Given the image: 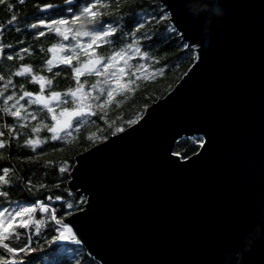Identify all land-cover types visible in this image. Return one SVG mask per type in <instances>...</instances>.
<instances>
[{
    "label": "water",
    "instance_id": "water-1",
    "mask_svg": "<svg viewBox=\"0 0 264 264\" xmlns=\"http://www.w3.org/2000/svg\"><path fill=\"white\" fill-rule=\"evenodd\" d=\"M189 3L203 10L187 40L202 61L69 173V191L93 205L66 220L101 264H264V0H217L215 17L209 0ZM206 133L191 167L167 162L165 150Z\"/></svg>",
    "mask_w": 264,
    "mask_h": 264
},
{
    "label": "snow or ice",
    "instance_id": "snow-or-ice-1",
    "mask_svg": "<svg viewBox=\"0 0 264 264\" xmlns=\"http://www.w3.org/2000/svg\"><path fill=\"white\" fill-rule=\"evenodd\" d=\"M20 5L25 4L26 0H17ZM126 0H115L116 13L120 12L121 5ZM190 0H162L161 3L156 4L154 2L152 13L143 16L141 19L143 22L137 23L135 29L129 33L130 36L135 37L131 43L125 44L123 47L112 48V51L108 55L100 54L96 51L103 44H115V37L117 36L119 25L113 26L111 23H104L102 17L106 14L111 15L110 12H101L99 8L108 9V3L102 2V0H86L83 7H78L75 11L72 6L67 8L71 16L58 15L55 18H39L34 16L35 22L26 25L28 29L38 30L35 32V39L44 37L46 33H54L58 38L57 42L52 44L48 48V52L52 53V57L44 61V68L47 72L52 73L51 78H47L44 75L33 74V70L29 65L20 64L15 67V70L9 69V75L5 77L0 74V80H7V83L3 88H0V120L3 117L13 118L20 127L17 130V124L3 123L0 130V150L5 148H11L14 141H19V138L23 134L22 130L27 128L28 125L23 123L29 119L37 121L38 117L27 111V105H43L47 109V115L51 116V125L44 124L43 121H38L47 132L52 135L51 140L62 139L60 132L68 127H71V120L75 117H82L86 115H95L93 106L96 109L104 110V106L113 101L114 96L117 93H123L127 87L126 84L121 83V78L125 75V68H135L139 71L144 67L142 64L130 65L129 61L133 57H137L140 60L146 58L155 59V57H149L147 51H143L141 47V41L150 40L151 36L148 32H141L146 25H150L155 22L159 25L161 22L167 21L165 30L168 36L165 39L175 37L176 40L181 41L180 47L184 50L193 52V61H202V54L195 52V49L199 47L197 44L188 43L190 39L188 33L190 32V20L185 15L184 7ZM5 0H0V5H4ZM64 4L72 5L73 0H64ZM99 5V8L97 7ZM34 7L39 13H47L50 9H57L59 5L53 3L35 4ZM6 8L9 12L14 9L13 3H7ZM18 21L17 15H11L7 21L8 25L15 28L16 32H20V28L16 27ZM84 25H101L99 29L84 30ZM4 25H0L3 28ZM42 29V30H41ZM139 34V35H137ZM155 34L154 32L152 33ZM2 36V33H0ZM87 38V39H82ZM122 39V37H121ZM175 42V41H173ZM20 43H23L21 41ZM6 49H13V45L10 43L0 42V58H5L4 53ZM43 51V48L40 49ZM23 54H30L29 47H21L18 51H9L6 55L7 61H13L14 59L23 60ZM84 56L87 59L81 60L80 57ZM158 62V61H157ZM54 64L58 70L54 71ZM59 66H64L60 68ZM198 64H196V67ZM68 70L76 83L75 89L69 87L63 94L57 91H51L53 87V80L59 76L61 71ZM136 71H130L129 75L136 76ZM162 74L163 68L159 69ZM94 77V81L90 86L85 89L84 85L88 83L87 79L81 82V77ZM13 77H21L29 80V83L38 84L39 92L35 95L25 90L23 83L19 84V93L16 91L8 92L9 88L15 89L16 84L13 83ZM128 83H134V81H128ZM45 85L49 88L48 96L43 95L45 91ZM130 90V89H129ZM95 92L96 95H92ZM85 97L88 98L90 103H83ZM25 101V103H21ZM53 101H58L61 105L59 113L53 112L51 106ZM71 102L73 105L71 109L63 107V105ZM147 107V105H145ZM103 119V117H100ZM142 116H136L134 119H129L125 123L128 127L139 124ZM134 130V128H132ZM38 128L33 126L31 133H37ZM118 133H127L124 126H117L111 132V135H117ZM7 134L8 139H2ZM70 135V134H69ZM207 140L200 138L196 141L200 148L203 149L202 153H193L195 160L188 157L186 153L181 154L179 152L172 151L171 155L168 154L169 150H165V156L167 162L177 168L191 167L196 160L202 158L208 151L209 136ZM103 139L107 140L108 136H104ZM91 141L92 137H88ZM45 141H37L30 136L23 140L22 144L17 143V148H28L31 151H35L38 143H44ZM58 150L53 147V151ZM41 152L39 155H43ZM177 157V159H173ZM0 155V159H2ZM18 159L27 162H35L36 157L32 155L18 156ZM181 161H187V163H181ZM48 165L52 164V161H46ZM71 165L67 160L62 161L59 165V172L61 174L68 173L71 170ZM20 177L16 176L14 168L3 167L0 169V204L8 202L9 206L0 207V264H33L32 254L45 252L46 249L51 248L57 243H69L80 247L82 251L84 241L82 233L78 228L73 227L74 221L66 220V217L74 216L76 212H83L86 216L90 211L92 203L90 204L86 196H81L75 203L67 202L62 205V210L58 214L57 208L52 207L46 203L45 200L36 199L30 203H16L10 201V189L14 185V181H18ZM26 190L33 192L35 189H46L47 185L40 183L34 185L32 180L29 179L25 185ZM54 187L59 188V183ZM69 196L72 193H68ZM48 201H62L64 197L61 195L47 196L45 198ZM15 203V206H11ZM88 205V210L82 207V205ZM37 212L46 214L37 219ZM51 230L50 235H43L47 230ZM20 230H24L21 233ZM26 237L25 242L20 243L21 235ZM34 237L37 239L34 240ZM91 256V253H88ZM82 257L77 253L75 258V264H81ZM49 264H64L58 255H52Z\"/></svg>",
    "mask_w": 264,
    "mask_h": 264
},
{
    "label": "trees",
    "instance_id": "trees-1",
    "mask_svg": "<svg viewBox=\"0 0 264 264\" xmlns=\"http://www.w3.org/2000/svg\"><path fill=\"white\" fill-rule=\"evenodd\" d=\"M13 3L14 9L9 12L6 8L7 3ZM86 0H73L72 5L64 4V0H26L25 4L20 5L17 0H5L4 5H0V25H4L0 28V42L10 43L13 45V49H6L4 56L0 58V74L5 77L9 75V69L15 70V67L20 64L29 65L33 74L44 75L47 78L52 77V73L47 72L44 68V61L51 58V53L48 52V48L57 42V37L54 33H46L44 37L35 39V32L38 30L28 29L27 24L35 22L34 16L39 18H55L58 15L71 16L72 13L67 11L69 6L73 7L75 11L78 7H83ZM104 3H108V9L99 8L101 12H110L111 15H104L102 20L104 23H111L113 26L119 25L117 36L115 37V44H103L96 49L97 52L103 55H108L114 46L123 47L125 44L131 43L135 37L129 35L137 25V23L143 22L142 17L152 13L154 2L159 4L158 0H126L121 5L119 13L114 11L116 5L115 0H102ZM53 3L59 5L57 9H50L47 13H39L34 7L35 4ZM17 15L18 21L16 27L20 28V32H16L15 28L7 24L11 15ZM51 14L49 17L45 15ZM167 21L161 22L157 25L152 22L150 25H146L141 32H148L151 36L150 40L141 41V47L143 51L149 53V57H155V59L146 58L140 60L137 57H133L129 61L130 65L142 64L144 67L139 71L135 68H125V75L121 78V83L126 84L127 87L123 93H117L113 101L104 106V110L96 109L93 106L95 115H86L83 118L77 119L75 125L71 129V134L63 137L59 140H51V135L45 130L39 132L44 143L37 146L33 152L28 148H17V143L22 144L25 138L29 136L33 138L34 133H31V128L36 126L38 121H26L27 128L23 129V134L19 138V141H14L11 148H5L0 150V169L3 167L14 168L16 176L20 177L18 181H14L13 187L10 189V201L16 203H30L36 199L45 200L46 203L52 207L57 208L58 214L62 210V205L67 202L75 203L80 197L71 193L68 189L67 183L69 181V173L61 174L59 172V165L62 161L67 160L73 167L75 164V157L94 146L97 143L104 141V136H111V132L117 126H124L125 129L128 127L125 123L129 119H134L136 116H143L146 108L159 98L164 97L182 78L187 72L190 66L194 63L192 60L193 52L184 50L180 47L181 41L176 40L175 37L165 39L168 33L165 30ZM101 25H84V30L99 29ZM42 30V29H41ZM155 33L154 35L152 33ZM139 35V34H137ZM122 37V39H121ZM23 41V43H20ZM175 41V42H173ZM21 47H29L30 54H23L24 59H14L13 61H7L6 55L9 51H18ZM43 48V51L40 49ZM81 60L87 59V57L81 56ZM158 61V62H157ZM54 71L58 70L57 66H53ZM64 68V66H59ZM163 68L164 72L161 74L159 69ZM130 71H136V76L129 75ZM87 79L88 83L84 85L87 89L90 84L94 81V77H81V82ZM134 81V83H128V81ZM7 83V80H0V88H3ZM13 83L17 85L15 89L9 88L8 92L16 91L19 93V84L23 83L25 90L36 94L39 92V85L29 83V80L21 77H13ZM69 87L75 89L76 83L73 80L68 70L61 71L60 75L55 77L53 80V87L51 91H57L64 93ZM130 89V90H129ZM49 88L46 86L43 94H49ZM92 95H96L95 92ZM84 102L90 103L87 97ZM2 104V99H0ZM147 105V107H145ZM73 105L71 102L63 105L71 109ZM35 108V114L38 115V120L43 118L45 111L39 110L34 105L30 108ZM33 110V109H32ZM3 116V113H0ZM103 117L101 119L100 117ZM49 119V118H48ZM17 124V130H20L19 124L11 117H3L0 120V130L2 129L3 123ZM88 137H92L89 141ZM201 137L182 138L180 139L175 147V152L181 154L186 153L188 157L197 152L200 147L196 143ZM2 139H8L5 134ZM53 147L58 150L53 151ZM43 152V155L39 153ZM32 155L36 157L35 162H27L18 159V156ZM46 161H52L51 165L45 163ZM71 167V169H72ZM71 171V170H70ZM31 179L34 185L44 183L47 185L46 189H35L33 192L26 190V183ZM59 183L60 187H54L55 184ZM61 195L64 197L62 201H48L45 198L47 196ZM3 198H0L2 200ZM15 204V203H13ZM9 206L8 202L0 204V207ZM84 205H82L83 207ZM41 214L37 212L36 218L39 219ZM67 218V217H66ZM23 233L24 230H20ZM51 230H47L43 235H50ZM37 239L34 237V240ZM26 237L22 234L20 237V243L25 242ZM82 257L81 264H101L93 257L89 256L87 250L84 248L82 251L79 246L69 243H57L51 248L46 249L42 253L32 254L35 259L33 264H49L52 255H58L64 264H75V258L77 253Z\"/></svg>",
    "mask_w": 264,
    "mask_h": 264
},
{
    "label": "rangeland",
    "instance_id": "rangeland-1",
    "mask_svg": "<svg viewBox=\"0 0 264 264\" xmlns=\"http://www.w3.org/2000/svg\"><path fill=\"white\" fill-rule=\"evenodd\" d=\"M82 39H87V38H82ZM51 57H52V53H51ZM54 66H55V64H54ZM46 86L47 85H45V88H46ZM35 95V94H34ZM43 95H45V96H48V94H43ZM85 100V99H84ZM21 103H25V101H21ZM83 103H85L84 101H83ZM86 104V103H85ZM88 104V103H87ZM31 106H33V105H27L26 104V109H27V111L28 112H30V113H33V114H35V108L34 107H32V108H30ZM35 107H37L39 110H41V111H45V114H43V118L42 119H39V120H37V121H43V123L44 124H47V125H51V116L50 115H47L46 113H47V109L46 108H44L43 107V105H34ZM52 107H53V112H55V113H59V111H60V109H61V105H60V103L58 102V101H53V103H52V105H51ZM33 109V110H32ZM36 115V114H35ZM36 116H38V115H36ZM84 116H82V117H73L72 118V120H71V127H68V128H66L65 130H63V131H61L60 132V136L63 138V137H66V136H68L69 134H71L72 132H71V129L73 128V125H75L74 123H75V121L77 120V119H80V118H83ZM49 118V119H48ZM27 121H34V120H31V119H29V120H27ZM23 123H26V121L25 122H23ZM36 127L38 128V132L37 133H34L35 134V136L33 137L35 140H37V141H42V138H41V136L39 135V132H41V131H43V130H45V128L42 126V125H40L38 122H37V124H36ZM49 134L50 135H52L50 132H49ZM39 145H41V143H38V145L37 146H39ZM11 206H15V204H12Z\"/></svg>",
    "mask_w": 264,
    "mask_h": 264
},
{
    "label": "clouds",
    "instance_id": "clouds-1",
    "mask_svg": "<svg viewBox=\"0 0 264 264\" xmlns=\"http://www.w3.org/2000/svg\"><path fill=\"white\" fill-rule=\"evenodd\" d=\"M201 11H203L199 5H197L195 8H193L190 3H186L184 7V12L185 15L188 16L189 19L194 18L196 16H199ZM208 14L211 17L215 16H223V10L219 8L217 4V0H209V9H208ZM208 46V41L207 39L204 41V47Z\"/></svg>",
    "mask_w": 264,
    "mask_h": 264
},
{
    "label": "flooded vegetation",
    "instance_id": "flooded-vegetation-1",
    "mask_svg": "<svg viewBox=\"0 0 264 264\" xmlns=\"http://www.w3.org/2000/svg\"><path fill=\"white\" fill-rule=\"evenodd\" d=\"M50 15H51V14H49V15L47 14V15H45V17H49Z\"/></svg>",
    "mask_w": 264,
    "mask_h": 264
}]
</instances>
